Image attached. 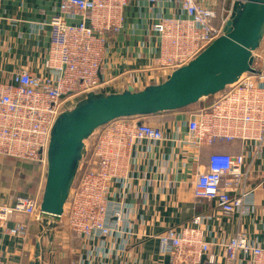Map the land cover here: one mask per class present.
I'll return each mask as SVG.
<instances>
[{"label":"built area","instance_id":"2783aa9c","mask_svg":"<svg viewBox=\"0 0 264 264\" xmlns=\"http://www.w3.org/2000/svg\"><path fill=\"white\" fill-rule=\"evenodd\" d=\"M60 1L48 22L44 71L20 68L13 80L0 81V157L33 164L43 183L35 194L0 199V232L6 235L27 236V222L12 223L16 215L38 221L51 131L60 113L91 91L121 92L130 85L140 90L163 82L225 34L238 0ZM135 1L149 7L140 45L143 51L151 49L152 62L147 69L134 70L137 77L129 83H116L117 76H108L109 54L120 43L126 10ZM252 67L256 72H246L209 103L180 109L183 118L176 121V129L169 122L150 121L153 115L121 117L101 126L94 146L87 144L57 228L96 241V255L107 257L112 242L126 245L135 234L131 206L125 209L127 203L117 201V189H133L135 183L153 187L156 182L172 188L179 165L191 177L197 204L214 201L223 215L253 214L257 194L264 190V41L254 52ZM221 141H237L242 151H214L202 161L204 147ZM166 147H171L169 154ZM156 155L163 161L158 163ZM137 196L144 199L145 191ZM209 219L198 212L189 223L154 236L169 264H264V243L246 230L238 229L223 241L208 240L203 224Z\"/></svg>","mask_w":264,"mask_h":264},{"label":"crops","instance_id":"0c3cea01","mask_svg":"<svg viewBox=\"0 0 264 264\" xmlns=\"http://www.w3.org/2000/svg\"><path fill=\"white\" fill-rule=\"evenodd\" d=\"M60 0H1L0 2V81L13 80L20 69L43 72L45 53L50 44L48 22L60 9ZM140 4V3H139ZM168 3L164 4V13L170 14ZM149 7L135 1L126 10L124 32L120 43L113 45L109 54V74L116 77V83H129L134 70L148 68L153 54L150 48L140 45L146 35L149 23ZM140 52L142 54H140ZM145 52V53H144ZM207 103L203 101L202 104ZM182 110L153 115L150 121L169 122L171 129H176V121L182 119ZM169 154L171 147H166ZM240 153L242 147L228 144L222 147H204L202 161H206L211 152ZM159 162L161 156L156 155ZM262 161H258L260 166ZM176 173L175 185L161 187L156 182L153 187H142L135 183L133 189H117L118 202L125 201L124 208L131 206L130 215L134 236L126 245L114 241L107 257L96 255V241H89L76 236L68 228L55 230L54 257L49 264H169L170 257L162 252L158 239L154 236L171 226L189 223L198 213H207L210 219L203 226L208 231V240H226L238 229L246 230L260 243H264V190L256 197L253 214L241 218L239 214L223 215L215 209L214 201L204 200L196 203L190 175L180 169ZM42 179L36 166L9 157H0V199L9 201L17 193L35 194L40 191ZM145 191V198L137 196L138 191ZM17 221L28 223V234L11 236L0 232V264H31L35 259L36 245L39 238V223L25 215H16ZM45 244L47 241H44ZM62 242V243H61ZM64 245V246H62ZM216 253H222L215 247Z\"/></svg>","mask_w":264,"mask_h":264},{"label":"water","instance_id":"95a60500","mask_svg":"<svg viewBox=\"0 0 264 264\" xmlns=\"http://www.w3.org/2000/svg\"><path fill=\"white\" fill-rule=\"evenodd\" d=\"M264 41V0H238L225 34L159 83L121 92L91 91L56 119L47 151V173L38 218L39 239L31 264L53 262L55 230L65 211L87 140L121 117L149 116L186 108L236 83L252 67ZM47 241L45 244L44 241Z\"/></svg>","mask_w":264,"mask_h":264},{"label":"trees","instance_id":"16d2710c","mask_svg":"<svg viewBox=\"0 0 264 264\" xmlns=\"http://www.w3.org/2000/svg\"><path fill=\"white\" fill-rule=\"evenodd\" d=\"M214 96H211L205 100H202L200 101L199 103L203 102V101H206L207 103H209L210 101H208L210 98H212ZM199 103H196V104H193V105H190L186 108H194V107H197ZM164 113H168V112H164ZM228 144H234L236 147H240V143L239 142H227V141H221L219 144H217L216 146L214 147H211V148H215V147H222V146H225V145H228Z\"/></svg>","mask_w":264,"mask_h":264},{"label":"rangeland","instance_id":"374dc122","mask_svg":"<svg viewBox=\"0 0 264 264\" xmlns=\"http://www.w3.org/2000/svg\"><path fill=\"white\" fill-rule=\"evenodd\" d=\"M212 100H213V97L210 98L208 101H212ZM95 139H96V135H95V133H94V135H93L92 137H90V138L87 140L88 148L90 147V149H91V147L94 146V144H95ZM60 225H61V224H60ZM64 227H66V226H64ZM61 243H62V242H61ZM62 246H64V245H62Z\"/></svg>","mask_w":264,"mask_h":264}]
</instances>
